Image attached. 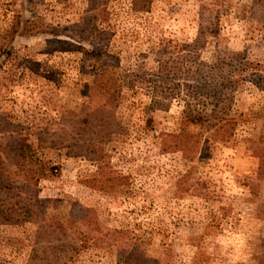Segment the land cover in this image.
<instances>
[{"label": "rangeland", "instance_id": "obj_1", "mask_svg": "<svg viewBox=\"0 0 264 264\" xmlns=\"http://www.w3.org/2000/svg\"><path fill=\"white\" fill-rule=\"evenodd\" d=\"M231 58L248 70L233 135L214 142L212 107L192 92L203 64ZM10 133L59 169L38 199L65 230L0 224V264L63 262L51 248L65 245L86 246L71 264H264L251 142L264 135V0H0V142Z\"/></svg>", "mask_w": 264, "mask_h": 264}, {"label": "trees", "instance_id": "obj_2", "mask_svg": "<svg viewBox=\"0 0 264 264\" xmlns=\"http://www.w3.org/2000/svg\"><path fill=\"white\" fill-rule=\"evenodd\" d=\"M202 68H206V72L200 74V87L192 94L197 101H203L204 104L212 107L209 120L216 121V124L210 133V139L214 142H224L233 135L236 125L226 120L225 116L231 107L242 74L248 70V66L237 58H231L224 62L219 61L214 66L206 67L203 64ZM102 89H105L104 93H109V96L115 95L112 94L114 92L112 85H106ZM6 140L5 144L0 142V224L39 221L45 217L48 206L38 199V185L42 179L57 176L59 169L49 167L37 157L29 145L18 140L15 134H8ZM251 142L253 154L261 161L259 176L263 177L264 135H260L258 140H251ZM92 153L95 155L94 161L100 162L103 159L98 156V151L94 150ZM1 154L13 163L14 169L8 168ZM113 179L125 180L120 176ZM44 220L48 228L65 230L64 224L55 219L50 220L46 217ZM85 247L76 248L73 245H65L51 248L54 252L57 250L56 254L59 253L58 256L64 259L60 262V259L55 257L54 264H71L73 257ZM34 259L33 257L32 260Z\"/></svg>", "mask_w": 264, "mask_h": 264}]
</instances>
